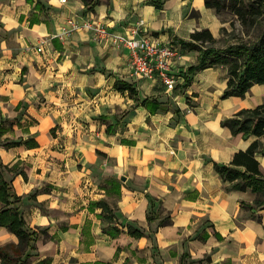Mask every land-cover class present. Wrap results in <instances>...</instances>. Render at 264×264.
<instances>
[{"label": "crops", "instance_id": "0c3cea01", "mask_svg": "<svg viewBox=\"0 0 264 264\" xmlns=\"http://www.w3.org/2000/svg\"><path fill=\"white\" fill-rule=\"evenodd\" d=\"M90 15L122 33L140 22L153 42L177 46L169 63L175 86L198 55L180 40L201 28L218 37L223 25L204 0H164L161 8L153 0H97L92 8L82 0H0V114L8 128L0 140L21 141L0 143V158L15 164L8 178L37 235L26 263L264 264V208L241 206L254 194L231 189L212 162H229L254 139L232 135L220 120L264 102V83L242 98H220L226 68L218 65L195 71L183 92L169 90L157 75H132L126 49L81 27L63 33L69 18ZM144 97L160 107L150 112ZM108 179L119 182V195ZM98 200L114 222L89 205ZM102 225L121 232L111 237ZM17 241L0 226L1 246Z\"/></svg>", "mask_w": 264, "mask_h": 264}, {"label": "trees", "instance_id": "16d2710c", "mask_svg": "<svg viewBox=\"0 0 264 264\" xmlns=\"http://www.w3.org/2000/svg\"><path fill=\"white\" fill-rule=\"evenodd\" d=\"M32 1V0H27ZM87 8H92L97 0H82ZM164 0H153V5L161 8ZM227 5L237 23L243 28L242 34H247L250 29H259L264 19V0H226ZM206 7H211L216 13L225 7V0H204ZM233 20L230 26H233ZM233 30V29H231ZM232 33L222 25L219 29V36L215 37L208 28L196 29L190 33L188 40H180L183 47L198 51L196 61L186 68L183 74V82L174 86V91L187 87L191 82L192 74L206 67L224 65L226 68V86L222 90L220 98L229 96L244 97L249 88L254 84L264 83V29L254 39H243L235 37L233 42ZM224 42L223 46H216V43ZM114 86L118 90H127L129 96L137 95L136 89L128 82L116 80ZM150 112L160 107L155 100L144 97L140 100ZM5 119L0 114V136L8 130L4 126ZM220 125L229 129L232 135L240 134L242 138L254 137L245 149H239L232 154L227 163L213 162V167L223 181L230 183L231 189L249 190L254 194L252 205L240 201L241 206L249 209L255 207L264 208V167L262 168L259 156H264V102L253 107H242L232 115L225 116L220 120ZM106 130H109L107 126ZM20 140L5 141V146L20 144ZM25 144L36 146L34 140H25ZM15 164L8 166L0 158V226L6 227L14 233L18 239L16 244L0 245L1 264H26L27 258L33 249V241L37 237L35 230L27 226L22 212L19 209L20 196L16 194L8 172H15ZM111 192L119 195V182L115 179H108ZM89 205L101 206L99 217L106 221L114 222L113 213L108 203L104 200L89 202ZM251 217H255L253 213ZM102 231L111 237L117 236L121 231L116 225L108 227L102 225ZM127 232L134 236H140L137 229L127 228ZM218 237V234H216ZM7 248L12 254L22 256L17 260L10 258ZM17 264V263H16ZM98 264H107L98 262Z\"/></svg>", "mask_w": 264, "mask_h": 264}, {"label": "built area", "instance_id": "2783aa9c", "mask_svg": "<svg viewBox=\"0 0 264 264\" xmlns=\"http://www.w3.org/2000/svg\"><path fill=\"white\" fill-rule=\"evenodd\" d=\"M60 1L65 2L66 0ZM67 25V28L63 31L65 35L81 27L91 32L92 36L98 40L108 41L113 46L126 49L129 58L128 65L132 75L143 77L157 75L169 90L174 89L177 81L170 72L169 63L173 58L179 56V48L175 45L153 42L143 34L140 22L123 33L110 29L106 24L99 22L97 18L91 15L80 23L73 18H69ZM41 49V45L36 48L38 51Z\"/></svg>", "mask_w": 264, "mask_h": 264}, {"label": "rangeland", "instance_id": "374dc122", "mask_svg": "<svg viewBox=\"0 0 264 264\" xmlns=\"http://www.w3.org/2000/svg\"><path fill=\"white\" fill-rule=\"evenodd\" d=\"M226 5H227V1L225 0V5H224L225 7H223L220 10V12L219 13H216V14L220 18L221 22H223V25L228 29V31H231V33H232L230 36H233L234 38L230 42H233L234 39H235V37L237 38L239 36L242 37L245 40H247V39H254V38L257 37V35L260 33V31H262L264 29V19H263L262 20V24L260 25L259 29H253L252 28V29H250V31L247 34H242L243 33L242 32L243 28L237 23L236 18L232 14L231 10L228 7H226ZM232 20H233V22H232L233 23V26L231 28L230 21H232ZM231 29H233V30H231ZM215 45L216 46H223L224 45V42L220 41L219 43H216ZM182 89L183 88H181L180 93L183 92ZM259 96H260L261 99H264V91L261 92V94ZM250 98H253V96L250 97ZM250 101H252V100H250ZM186 103L188 105H191V103L189 101H187V100H186ZM240 103L241 104H245V103L249 104L248 102H246V100H244L243 102H240ZM23 123H25V122H23ZM17 133H19V132H17ZM18 135H20V133ZM4 141H5V139H2V140H0V143H4ZM99 156L102 157V155H99ZM259 158H260V161L262 163H264V159L261 158V157H259ZM24 167L25 166H24L23 162H18L17 163V169H19V168L24 169ZM9 176H10V173L7 174V178ZM38 231L43 232V230H40V229ZM7 250L9 252L10 258L15 259V260H17L19 258L22 259V256H17V255L12 254L10 248H7ZM16 263L18 264V261H15L14 264H16ZM26 264H28V263H26Z\"/></svg>", "mask_w": 264, "mask_h": 264}, {"label": "water", "instance_id": "95a60500", "mask_svg": "<svg viewBox=\"0 0 264 264\" xmlns=\"http://www.w3.org/2000/svg\"><path fill=\"white\" fill-rule=\"evenodd\" d=\"M124 177H122V179H123Z\"/></svg>", "mask_w": 264, "mask_h": 264}]
</instances>
